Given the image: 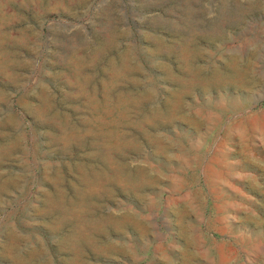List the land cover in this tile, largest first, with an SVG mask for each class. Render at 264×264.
Returning <instances> with one entry per match:
<instances>
[{
    "label": "rangeland",
    "instance_id": "374dc122",
    "mask_svg": "<svg viewBox=\"0 0 264 264\" xmlns=\"http://www.w3.org/2000/svg\"><path fill=\"white\" fill-rule=\"evenodd\" d=\"M76 4L0 0V264H264V0Z\"/></svg>",
    "mask_w": 264,
    "mask_h": 264
},
{
    "label": "water",
    "instance_id": "95a60500",
    "mask_svg": "<svg viewBox=\"0 0 264 264\" xmlns=\"http://www.w3.org/2000/svg\"><path fill=\"white\" fill-rule=\"evenodd\" d=\"M97 0H84V3L86 5L83 6V4H76V10H77V15H82V14H85L86 13V9H87V6L93 2H95ZM24 9H27L29 10V12H34V15H33V19H34V22L37 23V24H41L43 22V19L44 17H46L45 14H42V12H40L38 10V6H37V3H30L29 5L27 6H24ZM122 37V40H126L125 39V35L124 36H121Z\"/></svg>",
    "mask_w": 264,
    "mask_h": 264
}]
</instances>
